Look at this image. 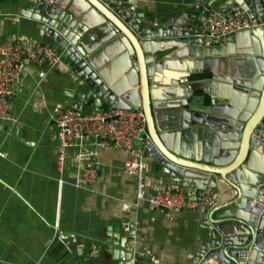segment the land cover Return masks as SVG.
I'll list each match as a JSON object with an SVG mask.
<instances>
[{
    "label": "water",
    "instance_id": "water-1",
    "mask_svg": "<svg viewBox=\"0 0 264 264\" xmlns=\"http://www.w3.org/2000/svg\"><path fill=\"white\" fill-rule=\"evenodd\" d=\"M218 2L195 0L152 26L140 11L118 18L104 0L18 4L68 67L69 106L141 109L162 172L192 183L195 199L213 196L202 205L206 230L189 264H264V25L207 45L192 18ZM233 3L264 16V0L220 6ZM133 236L117 241L119 264H144L125 247Z\"/></svg>",
    "mask_w": 264,
    "mask_h": 264
},
{
    "label": "crops",
    "instance_id": "crops-1",
    "mask_svg": "<svg viewBox=\"0 0 264 264\" xmlns=\"http://www.w3.org/2000/svg\"><path fill=\"white\" fill-rule=\"evenodd\" d=\"M19 1L0 0V48L17 40L29 49L44 44L35 22L21 16ZM132 2L152 26L166 15L193 9L195 0ZM192 20L191 26L200 29L197 15ZM68 74L61 60L27 63L8 98L10 119L0 121V150L5 153L0 156V264H119L122 259L114 250L122 247L117 241L132 233L125 247L136 249L140 262L189 264L206 230L202 205L172 215L150 207L136 197V177L124 171L130 155L103 149L88 138L67 149L63 171H58L52 111L56 103L69 106L65 92L73 82ZM143 159L148 168L145 196L168 187L194 198L189 196L195 192L192 183L170 180L147 152ZM88 164L95 170L91 183L82 180ZM131 224L134 232L128 233Z\"/></svg>",
    "mask_w": 264,
    "mask_h": 264
},
{
    "label": "built area",
    "instance_id": "built-area-1",
    "mask_svg": "<svg viewBox=\"0 0 264 264\" xmlns=\"http://www.w3.org/2000/svg\"><path fill=\"white\" fill-rule=\"evenodd\" d=\"M245 1L252 5V0ZM104 4L120 19L129 18L135 12L132 0H104ZM259 17L260 19L248 17L243 9L233 3L224 7L219 5L218 8H207L206 12L197 15V25L206 32L201 35L204 43L212 45L221 43L229 33L257 24L264 25L262 10H259ZM59 60L55 48L48 43L29 49L17 40L0 48V121L10 119L8 98L14 92L20 73L27 63L52 65ZM52 120L57 129L56 166L59 172L63 171L67 149L77 145L81 139L88 138L103 149L117 148L130 155L124 164V171L136 177V197L145 199L150 207L162 209L167 215H172L182 209L213 204V196L189 198L185 192L168 187H157L147 196L144 195V176L148 168L143 154L147 152L156 158L158 152L150 139L145 115L141 109L135 106L109 107L83 112L56 103ZM0 156H5L1 150ZM94 179L95 170L88 164L82 174V180L91 183Z\"/></svg>",
    "mask_w": 264,
    "mask_h": 264
}]
</instances>
